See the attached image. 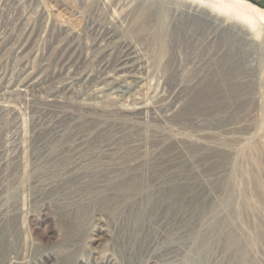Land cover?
Instances as JSON below:
<instances>
[{"label":"rangeland","instance_id":"rangeland-1","mask_svg":"<svg viewBox=\"0 0 264 264\" xmlns=\"http://www.w3.org/2000/svg\"><path fill=\"white\" fill-rule=\"evenodd\" d=\"M194 1L217 21L160 50L141 0H0V264H187L189 226H264V0Z\"/></svg>","mask_w":264,"mask_h":264},{"label":"bare ground","instance_id":"bare-ground-1","mask_svg":"<svg viewBox=\"0 0 264 264\" xmlns=\"http://www.w3.org/2000/svg\"><path fill=\"white\" fill-rule=\"evenodd\" d=\"M140 4L143 9L139 12L140 14L138 13L136 18L139 19L140 24L145 17L155 22L153 37L160 50H164L166 47L165 37L169 31L168 22L171 18L175 17L176 21L182 20L184 23L209 24V22L217 21V17L213 14V11L221 9L218 6L219 4H211L212 10L207 11L203 5L194 0H141ZM260 12V17L264 20V10H260ZM243 17L250 23L253 21L250 14L243 13ZM231 183V178H227L221 182L223 189H226L225 197L229 199L233 196L234 192L233 185V189L231 188ZM99 186L90 183L86 186V189L94 197L97 196L104 200V204L108 206L112 202L126 204L131 200V197L141 192L138 191V180L135 177L115 179L105 187ZM106 189L110 190L112 194L105 196ZM177 191L175 188H168L166 196L171 198ZM150 198H152V201H155L157 194L154 192L148 193L145 195L144 200L148 201ZM141 214L140 212L130 214L135 224L141 223ZM217 224L218 222L214 223V220H212L210 226H189L192 230L188 238L194 243V247L190 251L189 257H187V264H207V261L204 260L205 258L199 259L200 255L204 253L206 256L210 254L221 257L227 264H264V226H246L250 230L245 235L244 232L243 234L240 233V226H217ZM128 232L129 236L128 238L125 236L127 238L125 242L129 245L136 240L137 242L142 241L146 237L141 226H132ZM256 248L261 250L259 254L255 253ZM219 264L222 263L219 262Z\"/></svg>","mask_w":264,"mask_h":264}]
</instances>
